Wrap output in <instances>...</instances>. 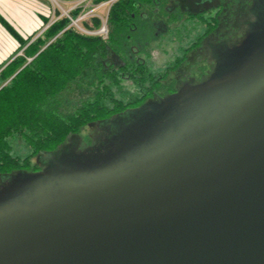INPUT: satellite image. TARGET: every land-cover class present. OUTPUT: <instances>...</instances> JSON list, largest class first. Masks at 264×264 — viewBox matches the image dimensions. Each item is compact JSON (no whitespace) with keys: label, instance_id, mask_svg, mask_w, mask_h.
Wrapping results in <instances>:
<instances>
[{"label":"water","instance_id":"95a60500","mask_svg":"<svg viewBox=\"0 0 264 264\" xmlns=\"http://www.w3.org/2000/svg\"><path fill=\"white\" fill-rule=\"evenodd\" d=\"M224 47L117 150L18 171L0 264H264V18Z\"/></svg>","mask_w":264,"mask_h":264},{"label":"trees","instance_id":"16d2710c","mask_svg":"<svg viewBox=\"0 0 264 264\" xmlns=\"http://www.w3.org/2000/svg\"><path fill=\"white\" fill-rule=\"evenodd\" d=\"M82 2L67 14L59 8L39 13V31L22 32L0 12V29L14 45L0 62V179L39 168L35 156L56 151L90 123H103L99 138L76 159L88 162L112 152L128 131L117 124L149 100L176 92L183 80L178 68L206 36L236 43L251 20L264 18V0ZM105 2L106 35L97 31L102 16H81ZM210 60L211 68L214 57L195 63ZM15 137L28 145L27 154L11 151Z\"/></svg>","mask_w":264,"mask_h":264},{"label":"rangeland","instance_id":"374dc122","mask_svg":"<svg viewBox=\"0 0 264 264\" xmlns=\"http://www.w3.org/2000/svg\"><path fill=\"white\" fill-rule=\"evenodd\" d=\"M39 1L43 3L48 2L52 5L51 9L59 8L62 11H67V8H72L73 6L79 5V4H82L83 6H85L82 0H57L59 2V5L51 2L50 0H39ZM107 9H108L107 2L100 3L94 6H90L89 8H85L81 16H87L88 14H93V13L102 16L104 24L101 26V28L103 27L104 29L98 31L99 29H101L99 28L97 31L102 32L103 34L106 35L107 27L105 24V17H106ZM75 22H77V19H75ZM212 39H213V36L211 35L206 36L202 42L203 44H202L201 49L193 50L192 53L188 56L187 62L178 68L177 77L179 79H183L180 81V84L190 79H194L195 81H197V79L201 77V74H203L201 80L208 77V74L211 72L212 67L214 66L212 65V67L210 68L212 64V60H210L209 63L205 61L204 65L202 61L199 62L201 64L197 65V63H195L196 60H200L202 58H206L208 60L212 57L221 58V54L224 55L225 50H226L224 45H220L218 43L219 41L215 42ZM224 43L226 45V41ZM230 43L232 42H229V44L228 43L227 44L230 45ZM233 43H235V41H233ZM153 57H154V60H160V57L158 55L156 56L154 55ZM200 71H201V74H198ZM158 104H159V100H156V99L149 100L147 103H145L144 106H140L138 107V109H135L134 112H131V114L125 115L122 121L120 122V124H117L121 126L118 128H121L123 130H128L126 131L128 132L126 135L130 134L128 137H130L131 134H133V132L136 134L139 128H141L138 125H136L139 118H141L144 115L150 118L155 117L156 114H154L153 110L158 108ZM147 109L150 110L151 112H148ZM101 124L92 123V124L82 126L78 132V135L76 134L70 135L69 139L64 144H62L56 151H54L52 154H43L45 161L47 160L46 163H50L51 160H55V159H59L61 162H67V161L76 159L75 155L77 153L82 154L85 151L90 152L89 151L90 148H92L95 145L96 139L99 138L98 128L101 126ZM111 143L112 142H108L106 144L107 145L109 144V147H110ZM120 146H121V140L112 144L113 151L120 148ZM11 151L19 155H24L29 152V147L23 139L15 137L11 141ZM35 159H36V156H35ZM76 160H81V159H76ZM22 174L23 172H14L13 174L9 176H5L1 178L0 180L3 182V184L0 186V194L5 192L9 188L16 187L17 184L20 183Z\"/></svg>","mask_w":264,"mask_h":264},{"label":"crops","instance_id":"0c3cea01","mask_svg":"<svg viewBox=\"0 0 264 264\" xmlns=\"http://www.w3.org/2000/svg\"><path fill=\"white\" fill-rule=\"evenodd\" d=\"M51 6L39 0H0V12L22 32L41 30L38 14L50 11ZM3 33L0 29V62L10 58L14 49L11 39Z\"/></svg>","mask_w":264,"mask_h":264},{"label":"built area","instance_id":"2783aa9c","mask_svg":"<svg viewBox=\"0 0 264 264\" xmlns=\"http://www.w3.org/2000/svg\"><path fill=\"white\" fill-rule=\"evenodd\" d=\"M50 1L53 2V3H55V4H57V5H59V2H58L57 0H50ZM63 12L67 14V11H63ZM75 19H78V18H75ZM72 22H73V23H76V22L74 21V19H72Z\"/></svg>","mask_w":264,"mask_h":264},{"label":"flooded vegetation","instance_id":"af4514ba","mask_svg":"<svg viewBox=\"0 0 264 264\" xmlns=\"http://www.w3.org/2000/svg\"><path fill=\"white\" fill-rule=\"evenodd\" d=\"M219 44H220V45H222V42H220ZM38 169H39V168H36V169H32V171H34V170H38Z\"/></svg>","mask_w":264,"mask_h":264}]
</instances>
